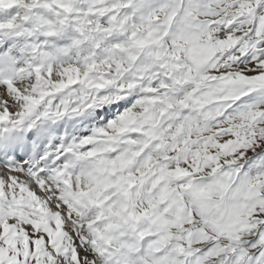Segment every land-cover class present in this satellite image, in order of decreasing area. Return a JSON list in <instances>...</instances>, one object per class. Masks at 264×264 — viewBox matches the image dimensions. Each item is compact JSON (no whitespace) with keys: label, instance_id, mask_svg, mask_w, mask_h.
Here are the masks:
<instances>
[{"label":"snow or ice","instance_id":"1","mask_svg":"<svg viewBox=\"0 0 264 264\" xmlns=\"http://www.w3.org/2000/svg\"><path fill=\"white\" fill-rule=\"evenodd\" d=\"M0 264H264V0H0Z\"/></svg>","mask_w":264,"mask_h":264}]
</instances>
